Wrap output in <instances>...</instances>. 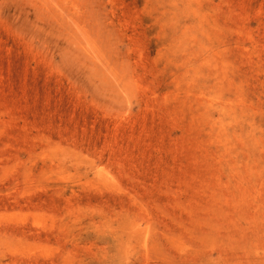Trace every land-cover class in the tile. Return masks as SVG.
Segmentation results:
<instances>
[{"label": "rangeland", "instance_id": "obj_1", "mask_svg": "<svg viewBox=\"0 0 264 264\" xmlns=\"http://www.w3.org/2000/svg\"><path fill=\"white\" fill-rule=\"evenodd\" d=\"M0 264H264V0H0Z\"/></svg>", "mask_w": 264, "mask_h": 264}]
</instances>
